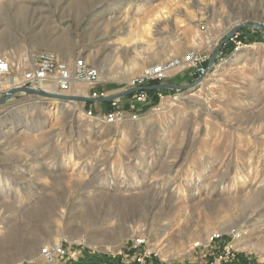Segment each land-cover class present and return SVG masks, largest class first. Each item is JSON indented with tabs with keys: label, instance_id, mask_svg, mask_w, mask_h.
<instances>
[{
	"label": "rangeland",
	"instance_id": "obj_1",
	"mask_svg": "<svg viewBox=\"0 0 264 264\" xmlns=\"http://www.w3.org/2000/svg\"><path fill=\"white\" fill-rule=\"evenodd\" d=\"M238 24L264 25V0H0V54L84 56L108 96L173 57L130 54L129 28L142 43L160 29L188 35L174 56L198 51L204 67L198 84L157 89L155 105L134 104L136 119L119 124L87 116L99 107L82 101L19 94L0 105V264H134L122 261L135 236L147 264H264V33L239 28L223 42ZM200 74L176 67L164 83ZM55 242L66 255L43 261ZM224 246L232 258L219 259Z\"/></svg>",
	"mask_w": 264,
	"mask_h": 264
},
{
	"label": "built area",
	"instance_id": "obj_2",
	"mask_svg": "<svg viewBox=\"0 0 264 264\" xmlns=\"http://www.w3.org/2000/svg\"><path fill=\"white\" fill-rule=\"evenodd\" d=\"M237 34L236 32L234 37L232 36L235 44L234 50L245 46L244 40ZM202 61V55L198 51L189 50L186 55L173 56L169 60L158 63L153 69L142 70L130 80L128 88L148 86L151 82H164L168 73L176 67H192L195 72L202 74L204 72ZM101 82L99 70L92 63H89L84 56H78L72 61H67L49 50L25 51L17 59L8 54H0V95L12 88L21 86L40 88L58 94L74 95L70 94L73 93L71 91L73 83H79L85 85L89 90L88 97L97 99L109 95L107 92L97 90V86ZM129 96L128 107L120 105L119 98H114L108 102H90V104H99L100 114L95 115L91 108H88L85 114L89 117L95 116L104 124H119L136 119L137 111L133 106L134 104L147 103L149 93L146 89H140ZM102 104L105 106H101ZM213 237L217 238L218 236L215 234L211 236V239ZM145 244V238L139 236L131 238L127 250L132 252V256L131 258L125 257L122 262L126 263L131 259L134 264H147L151 250L141 249L142 245ZM195 244L198 245V243ZM229 247L224 246V251L219 259L225 260L233 257ZM65 253L63 244L55 242L42 247L40 256L43 261L52 263L62 259L66 255Z\"/></svg>",
	"mask_w": 264,
	"mask_h": 264
},
{
	"label": "crops",
	"instance_id": "obj_3",
	"mask_svg": "<svg viewBox=\"0 0 264 264\" xmlns=\"http://www.w3.org/2000/svg\"><path fill=\"white\" fill-rule=\"evenodd\" d=\"M106 3V4H105ZM110 2H104L103 6L109 5ZM110 7V5H109ZM153 12V9L148 11V13L145 14V16L139 17L135 23L143 24L144 20L146 19L147 16H149ZM113 19H111L110 16V21H109V26H104L102 34H109L108 36H112L116 34L115 30L117 29L116 25L112 26ZM126 35L125 38L128 40V48L130 49V54L134 55H158V54H164L167 57L168 56H174L176 54H180L181 51L188 46L190 38L188 35H183L182 39L176 41V36H175V31H171L168 29V31H162L157 30V34L153 39H146L144 42H140V37H144L142 34H146L140 30L137 29H127L126 30ZM159 39V40H158ZM119 52V51H118ZM166 57L163 59H160L161 61L164 60ZM170 79L167 78L164 80V82H168ZM157 90V89H156ZM113 94V93H110ZM130 96L126 95L124 98L122 97L121 101L124 103L126 98H129ZM95 104V103H92ZM96 105V104H95ZM99 105V104H97ZM101 106H105V104H102Z\"/></svg>",
	"mask_w": 264,
	"mask_h": 264
},
{
	"label": "water",
	"instance_id": "obj_4",
	"mask_svg": "<svg viewBox=\"0 0 264 264\" xmlns=\"http://www.w3.org/2000/svg\"><path fill=\"white\" fill-rule=\"evenodd\" d=\"M244 27H254V28L260 29L264 33V25H261V24H256V25L238 24V25L234 26L226 34L223 42L226 39H228V37L233 32L237 31L239 28H244ZM217 50H218V48L215 50L213 56L211 57L209 65H211L213 63ZM203 77H204V75L200 74L193 82H191L189 84H184V85H177V84L161 82V83H156L154 85H148V86H144V87H132V88H128V89H126V90H124L118 94L106 96L103 98H97V99L90 98L88 96H72V95L58 94V93L48 92V91L42 90L40 88H31L28 86H21V87L12 88V89L2 93L0 95V105H3L9 99L17 98L19 96V94L36 95V96H39L42 98H54V99H58V100H74V101H82V102H108L114 98H122L126 95L132 94L133 92L140 90V89H146V90H150V89H158L159 90L162 88L184 89V88L198 84Z\"/></svg>",
	"mask_w": 264,
	"mask_h": 264
},
{
	"label": "trees",
	"instance_id": "obj_5",
	"mask_svg": "<svg viewBox=\"0 0 264 264\" xmlns=\"http://www.w3.org/2000/svg\"><path fill=\"white\" fill-rule=\"evenodd\" d=\"M157 82H151L149 85H154ZM158 90L156 89H150L148 90L149 93V101L146 103L147 105H155L158 102ZM131 95V94H129ZM128 95V96H129ZM87 104H90V102H86ZM221 264H249V261L246 258H243L242 256H237L236 259L230 262H224Z\"/></svg>",
	"mask_w": 264,
	"mask_h": 264
},
{
	"label": "bare ground",
	"instance_id": "obj_6",
	"mask_svg": "<svg viewBox=\"0 0 264 264\" xmlns=\"http://www.w3.org/2000/svg\"><path fill=\"white\" fill-rule=\"evenodd\" d=\"M172 58V57H171ZM171 58H168V59H165V60H169V59H171ZM86 59V58H85ZM164 60V61H165ZM88 61V60H87ZM163 62V61H162ZM159 63H161V62H159ZM158 63H156V64H151V65H148V66H146V67H144L142 70H144V69H153L156 65H157ZM98 69V68H97ZM99 70V69H98ZM141 70V71H142ZM140 71V72H141ZM100 72V71H99ZM83 93V92H82ZM141 238H143V237H141Z\"/></svg>",
	"mask_w": 264,
	"mask_h": 264
}]
</instances>
